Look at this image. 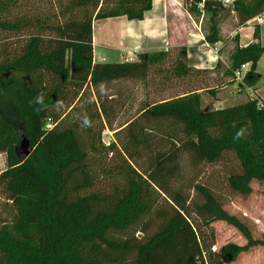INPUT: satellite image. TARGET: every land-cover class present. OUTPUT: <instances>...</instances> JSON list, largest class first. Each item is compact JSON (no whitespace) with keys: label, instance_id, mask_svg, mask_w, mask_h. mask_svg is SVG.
<instances>
[{"label":"trees","instance_id":"1","mask_svg":"<svg viewBox=\"0 0 264 264\" xmlns=\"http://www.w3.org/2000/svg\"><path fill=\"white\" fill-rule=\"evenodd\" d=\"M49 2L50 9H42L38 0H0V31L8 32L0 39V152L7 155L0 185L16 210L10 222L0 225V264H226L264 247V239L255 238L211 188L197 183L190 197L175 185L183 154L200 165L232 153L239 170L228 177L229 187L249 196L252 183L264 181V106L250 98L205 110L204 87H191L181 96L144 106L121 125L118 133L127 141L120 138L121 144L105 147L112 152L111 163L98 172L91 153L102 154V143L101 131L94 134V115L104 125L110 116L105 101L113 99L109 93L102 97L99 87L146 79L151 67L168 60L170 53L142 52L121 62L94 59V22L119 16L143 20L153 0ZM184 7L190 13H211L206 41L217 43L219 16L226 6L219 0H184ZM232 7L241 26L264 16V0H237ZM179 51L172 71L176 76L202 71L189 64L185 46ZM263 54L257 24L253 41L236 49L220 79L234 78L235 71L250 64L243 85L254 87L261 78L257 67ZM93 89L98 101L86 108L82 120L71 122L77 104ZM209 90L215 97V89ZM41 95L43 102L37 103ZM49 120L52 128H47ZM160 122H167L165 137L173 143L157 146L140 171L133 163L135 147L147 145L153 125ZM177 124L184 132L181 143ZM20 133L34 147L26 159L16 151ZM108 173L109 188H98ZM155 219L158 225H153ZM219 221L237 228L247 243L230 242L213 251L207 231H214L212 224Z\"/></svg>","mask_w":264,"mask_h":264},{"label":"rangeland","instance_id":"2","mask_svg":"<svg viewBox=\"0 0 264 264\" xmlns=\"http://www.w3.org/2000/svg\"><path fill=\"white\" fill-rule=\"evenodd\" d=\"M246 1L252 2L253 0ZM38 3L41 5L42 9H50L51 2H49V0H38ZM203 12H206L205 18L202 17ZM191 15L195 21L201 25L199 28L194 27V29H197L198 32L203 30L207 37L211 26V13L202 11L200 13H191ZM231 16L234 18H230ZM228 17L230 19L223 25L222 28V37H226L229 34V31L233 29L231 37L234 36L235 42H237L238 40L235 36H238L237 33L239 32H237V26L240 24L238 20V13L234 11L232 6L225 7V10L220 12L219 24H221V22H223ZM235 18L237 19L235 20ZM257 18L263 20L264 16ZM99 22L101 21H98V27L101 26V23ZM190 22H192V20ZM252 24L255 25V23ZM251 29L252 27L250 26L242 29V41L251 36ZM7 33L0 31V39L7 37ZM241 34L239 33V37ZM120 41H122L121 38ZM261 41L264 43L263 36H261ZM119 43L120 42L115 40V42L112 43L113 46H111V49H108V52L110 51V53H108L109 56L107 62H120L119 60L133 61L138 57L137 54H135V56H129V54L126 53V56L121 59L120 54H123L126 51L123 48V50H119L118 47H122L121 43ZM9 47L11 48L14 46L10 45ZM180 47L182 46L169 47L167 49V51L170 53L169 59L152 66L146 79L122 80L99 87V93L102 95V97L106 93H109L113 95V99L111 100L108 98V100L105 101L109 105L110 116L108 119H106L104 125H102L99 119L94 115V134L98 136L99 131H101L102 144H99V148L102 149V154L91 153V157L96 159V161L92 163V168L99 172L101 165L104 167L105 165L107 166L108 163H111L112 152L107 153L105 147H108L110 143H116V141L117 145L118 143L121 144L120 138H122L125 142L127 141V138H125L123 134H120V132L118 133L119 127L135 116L146 105L153 104L154 102H159L170 97L181 96L191 87H204L203 89H205V92H203V99L205 110L235 106L248 99L251 91H248L247 87L246 91L242 93L243 96L237 99L232 97L234 94L233 87H229L224 90L221 89L220 86H222V83H224L225 80L220 79V70L202 69V71H197L193 74L191 73L189 77L176 76L172 71L175 69V62L179 57ZM115 51L116 54L114 53ZM249 69L250 67L247 68V71ZM257 71L260 72L259 74H262L263 83L264 54L258 62ZM211 88H214L216 91L215 97H213L210 93L209 89ZM237 88H242V86L237 83L236 89ZM92 91L93 92L91 93L87 92L83 96L82 100L79 101L73 115H70L69 117L71 122L76 121L77 119L82 120L84 118L86 108L90 107V105L93 103L92 101H98L99 97H96L98 92L96 93L94 89ZM91 111L94 114L96 113L94 106ZM159 124L161 125H153L155 130L151 134V139L147 145L135 147L138 152L136 153L137 157L133 163L139 168L140 171L149 165L153 153L157 151V146L160 145L162 149H164L165 142H168L169 146L171 143H173L171 139L165 137V133L168 130L167 122H160ZM176 129L178 131L177 141L181 143L184 138L182 126L177 124ZM6 159V153L0 152V174L7 167ZM179 165L180 168L176 178V186L183 187L185 192L190 195V197L195 195L194 191L192 190L195 184L200 183L208 186L223 202L224 208L227 211L238 216L242 221L248 224L255 238L264 239V181H254L252 183L253 192L249 196H243L234 193L229 187L228 177L233 172L239 170V162L232 153L226 154L221 161L215 164L202 163L200 165L194 164L188 154H183L179 159ZM109 176V173L107 175H103L98 182L99 184L97 187L107 190L112 183L111 180H108ZM15 213V207L7 198V193L3 186L0 185V225H2L4 221L10 222L14 218ZM153 225H158V221L156 219ZM212 225L214 231L208 230L207 234L208 240L213 239V251L220 249L223 245L230 242L240 245L247 243L246 239L237 228L230 226L223 221L215 222ZM155 230L156 228L154 227L151 233ZM226 264H264V247L257 246L250 252L241 254L236 261L227 262Z\"/></svg>","mask_w":264,"mask_h":264},{"label":"crops","instance_id":"3","mask_svg":"<svg viewBox=\"0 0 264 264\" xmlns=\"http://www.w3.org/2000/svg\"><path fill=\"white\" fill-rule=\"evenodd\" d=\"M205 16L206 12H203L202 17L205 18ZM230 18L234 17L231 16ZM230 18H226L218 26L219 41L207 47L204 42L206 40V35L201 28V32L194 29V27L199 28L201 25L197 23L191 13L185 9L184 0H153V7L146 13L143 20L131 21L125 16H119L95 21L93 36L94 59L96 62L108 61V53H110L108 49H111V46H113L112 43L115 42V40L122 45L121 48L118 47L119 50L123 48L126 51L120 54L121 59L126 56V53H128L129 56H135V54L138 55L142 52L167 50L171 46H185L188 51V62L195 68L215 70L218 67L219 70L223 69L222 71H224V69L231 67L232 55L236 49L239 46H246L253 41V33L256 24L260 25L261 36L264 37V19L260 20L259 18L253 19L243 26H237V32L240 34L243 28L252 27L251 36L246 40L242 41V34L239 37V33H237L238 36L235 37L238 41L235 42L234 36L231 37L233 29L229 31L226 37H222L223 25ZM236 19L237 18H235V20ZM191 20L192 22H190ZM98 21H101L99 22L101 23L100 27H98ZM252 23H255V25ZM120 38L122 41H120ZM262 44L264 43L262 42ZM215 49H217V53H215ZM116 51L114 52L115 54ZM119 61L121 62L123 60ZM218 63H220L219 66H217ZM260 75L261 78L254 87H247L248 91H251L248 99L255 98L264 106V82L262 83V74ZM234 78L231 76L225 77L221 89L224 90L233 87L235 95L233 94L232 97L237 99L243 96L242 93H244L247 88L242 84L243 79H236V81H233ZM237 83H239L242 88L236 89ZM247 100H244V102Z\"/></svg>","mask_w":264,"mask_h":264},{"label":"water","instance_id":"4","mask_svg":"<svg viewBox=\"0 0 264 264\" xmlns=\"http://www.w3.org/2000/svg\"><path fill=\"white\" fill-rule=\"evenodd\" d=\"M16 151L18 155L23 159L28 158L33 153L34 147L32 146L30 139L26 134L20 133V139L16 147Z\"/></svg>","mask_w":264,"mask_h":264},{"label":"built area","instance_id":"5","mask_svg":"<svg viewBox=\"0 0 264 264\" xmlns=\"http://www.w3.org/2000/svg\"><path fill=\"white\" fill-rule=\"evenodd\" d=\"M224 6L229 7V6H233V4L235 3V1L237 0H219ZM205 40V39H204ZM205 45L207 47L210 46V44L205 40ZM215 53H217V49H215ZM249 67V64H244L241 69L237 70L234 72V76L236 79L240 80L243 79L244 75L248 72L247 68ZM52 122L51 120L48 121L47 124V128H52Z\"/></svg>","mask_w":264,"mask_h":264},{"label":"clouds","instance_id":"6","mask_svg":"<svg viewBox=\"0 0 264 264\" xmlns=\"http://www.w3.org/2000/svg\"><path fill=\"white\" fill-rule=\"evenodd\" d=\"M43 102V96L37 97V103H42Z\"/></svg>","mask_w":264,"mask_h":264}]
</instances>
